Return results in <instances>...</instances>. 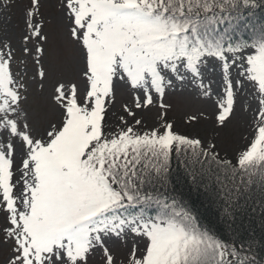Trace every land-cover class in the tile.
I'll return each mask as SVG.
<instances>
[{
	"label": "snow or ice",
	"instance_id": "snow-or-ice-1",
	"mask_svg": "<svg viewBox=\"0 0 264 264\" xmlns=\"http://www.w3.org/2000/svg\"><path fill=\"white\" fill-rule=\"evenodd\" d=\"M257 9L264 0H0V264H264L189 200L219 185L227 218L234 192L264 193ZM193 100L213 111L185 110L193 131L178 132L169 114Z\"/></svg>",
	"mask_w": 264,
	"mask_h": 264
},
{
	"label": "trees",
	"instance_id": "trees-1",
	"mask_svg": "<svg viewBox=\"0 0 264 264\" xmlns=\"http://www.w3.org/2000/svg\"><path fill=\"white\" fill-rule=\"evenodd\" d=\"M257 17L264 16V10H256ZM172 168L175 176L184 177V168L180 161L173 158ZM188 177L184 184L176 187L183 188L185 192L190 191ZM219 185L213 190L205 193L203 189L192 192L189 197L192 210L198 215L202 224L211 228L218 237L237 243L254 242L258 258L264 260V193L259 187L242 192L233 193V203L236 205L234 215L225 217L223 208L224 200Z\"/></svg>",
	"mask_w": 264,
	"mask_h": 264
},
{
	"label": "rangeland",
	"instance_id": "rangeland-1",
	"mask_svg": "<svg viewBox=\"0 0 264 264\" xmlns=\"http://www.w3.org/2000/svg\"><path fill=\"white\" fill-rule=\"evenodd\" d=\"M26 2V0H25ZM45 11V15H48L52 9L51 8H46L44 9ZM3 17H0V20H2ZM9 27H12L16 33V40L14 41L16 43V46L18 47V38H19V33L22 30V24L19 20V13L18 12H13V14L11 15V20H10V24ZM47 30V29H46ZM215 87V85H214ZM185 110H189V111H198V110H202L205 114L210 115L213 111V107L211 104L209 103H205L202 100H193L190 104V106L187 109H182V110H176L173 111L169 114V118L170 120L174 121L175 125H176V130L178 132L181 133H190L193 131V129L186 127V117H184V111ZM155 111V110H153ZM210 124V121H209ZM244 135H250V130L245 127L242 129ZM243 145V140L240 139L239 136H237L234 141H233V147L234 148H238L241 147Z\"/></svg>",
	"mask_w": 264,
	"mask_h": 264
}]
</instances>
